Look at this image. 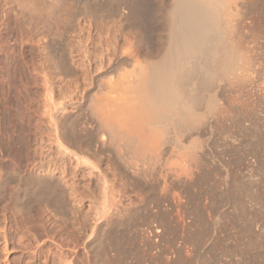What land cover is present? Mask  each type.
<instances>
[{
	"label": "rangeland",
	"instance_id": "374dc122",
	"mask_svg": "<svg viewBox=\"0 0 264 264\" xmlns=\"http://www.w3.org/2000/svg\"><path fill=\"white\" fill-rule=\"evenodd\" d=\"M164 1L0 0V264H264V0L222 112L162 160L101 143L97 95L157 54Z\"/></svg>",
	"mask_w": 264,
	"mask_h": 264
},
{
	"label": "bare ground",
	"instance_id": "6f19581e",
	"mask_svg": "<svg viewBox=\"0 0 264 264\" xmlns=\"http://www.w3.org/2000/svg\"><path fill=\"white\" fill-rule=\"evenodd\" d=\"M115 1L122 2L123 0ZM165 1L168 4L163 5L164 7L159 6L160 9L164 8L159 11L161 13H158L161 14L164 35L161 36L163 40L160 39L162 41L156 49L157 54H148L144 61L138 63L137 50L139 48L136 52L132 51V45L131 49L128 48L129 50L124 52L125 54L122 52L128 61H133V63L137 61V65L133 67L132 73L128 72L129 76L123 71L126 77L125 75L119 78L117 76L114 81L109 78L111 82L106 84L107 91L104 90L102 96L97 95V101L94 103L95 112H92L95 114L96 119H94L101 133L102 145L107 144L108 141L112 142L111 144L113 141L115 144L118 141L113 146L125 145L126 152H130V156H127L131 159L136 158L138 161L142 159L143 163L153 158L162 160L160 149V151L157 150L159 152L155 150L154 153H150V157L146 155L144 149L148 144L149 146L150 144L156 145L155 149L160 143L168 141L182 146V141L185 140L184 134L193 133V129L196 130V127L199 128L203 121H206L207 113L215 110L217 112L223 107L219 109L221 106L219 95L213 92L216 88L213 86L215 83L224 82L230 86L239 84V89L240 87L246 88L243 84L248 76L247 67L251 59V54L249 55L248 50L244 48L245 42L243 41L246 39L243 40L241 34L238 36L241 30L239 26L247 17L245 16L246 10L243 8L248 6L250 0ZM133 4L138 5L135 1ZM134 7L132 8L135 9ZM134 13L135 11H132L131 15ZM241 26L244 29L245 26ZM237 30H239L238 33ZM235 33H237L236 36ZM129 64L132 65V63ZM113 76L111 75L112 78ZM224 83L222 84L225 85ZM220 100L226 101L227 99L221 97ZM222 102L221 104L224 103ZM154 130L161 135L158 137ZM120 138L122 143L119 141ZM65 144L62 142L61 146ZM72 152L74 156L80 158L77 152Z\"/></svg>",
	"mask_w": 264,
	"mask_h": 264
}]
</instances>
